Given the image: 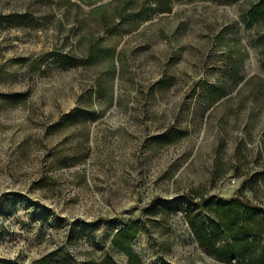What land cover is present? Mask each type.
<instances>
[{"label":"rangeland","instance_id":"rangeland-1","mask_svg":"<svg viewBox=\"0 0 264 264\" xmlns=\"http://www.w3.org/2000/svg\"><path fill=\"white\" fill-rule=\"evenodd\" d=\"M0 264H264V0H0Z\"/></svg>","mask_w":264,"mask_h":264}]
</instances>
